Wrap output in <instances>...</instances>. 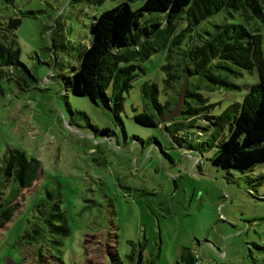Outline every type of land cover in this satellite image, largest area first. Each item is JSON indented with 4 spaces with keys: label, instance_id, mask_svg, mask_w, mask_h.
<instances>
[{
    "label": "rangeland",
    "instance_id": "374dc122",
    "mask_svg": "<svg viewBox=\"0 0 264 264\" xmlns=\"http://www.w3.org/2000/svg\"><path fill=\"white\" fill-rule=\"evenodd\" d=\"M118 1L0 0V25L17 9L33 11L13 27L20 63L0 71V157L10 147L38 161L36 179L0 227V264H56L58 257L64 264H136L138 256L140 264H176L184 246L195 264H264V160L244 170L213 164L215 142L227 130L214 129L205 116L239 103L257 79L255 67L214 57L209 68L222 82L187 74L194 110L151 126L133 119L135 111L151 110L140 92L143 80L157 84L160 102L166 93L176 97L162 87L160 65L191 67L186 40L193 47L216 23L237 19L264 31V2L258 14L218 10L152 52L122 91L116 117L64 81L89 42L93 16ZM126 1L131 8L142 2ZM149 16L161 13L144 11ZM57 192L66 233L49 214Z\"/></svg>",
    "mask_w": 264,
    "mask_h": 264
},
{
    "label": "trees",
    "instance_id": "16d2710c",
    "mask_svg": "<svg viewBox=\"0 0 264 264\" xmlns=\"http://www.w3.org/2000/svg\"><path fill=\"white\" fill-rule=\"evenodd\" d=\"M263 2L264 0H142L138 7L131 8L126 0H120L93 16L89 42L79 50L77 65L72 66L64 85L74 94L87 95L93 101L100 99L118 117L122 91L130 86L138 70L142 69L141 62L152 52L177 43L183 37L184 30H189L191 25L218 10L225 9L230 16H237L238 9L243 14H258L261 12L260 3ZM144 11H156L161 13V17H142ZM17 12V16L9 17L0 25V71L20 63L13 27L20 22L21 15L32 14L33 11L17 9ZM181 18L186 20L184 26L179 24ZM215 26L218 29L212 33L207 32L208 36L200 43L193 44V47L186 40L184 55L193 59L191 67L170 60L160 65L163 72L161 84L164 89L168 88L176 95L184 74L196 72L222 82V78L209 68L214 57L243 68L255 67L257 79L249 85L239 103H229L217 115H205L214 129L218 126L226 127L227 130L226 135L223 134L215 142L218 148L211 156V162L220 167L244 170L264 160V31L257 28L250 30L238 23V19L216 23ZM107 87L110 88L109 93L106 92ZM158 89L153 81L143 80L140 83L141 95L149 102L151 110L135 111V121L150 126L164 122L158 119V115L171 108L176 97L169 100L166 93V97L160 102ZM193 94L195 93L185 87L182 112L195 109L189 107L186 99V95ZM110 100H113L112 107L109 106ZM37 171V159L27 157L16 148L8 147L0 157V227L8 221L18 205L14 199L22 189L33 183ZM10 181L15 185L14 189L9 188L8 194L13 193L5 199L3 191ZM58 203L57 192L51 205L56 211L49 214L57 216L58 223L53 225L59 228L60 233H66V221ZM45 220L50 222V219ZM186 262L195 264L196 260L193 251L184 246L176 264ZM56 264L64 263L58 257ZM136 264H140L139 256Z\"/></svg>",
    "mask_w": 264,
    "mask_h": 264
},
{
    "label": "water",
    "instance_id": "95a60500",
    "mask_svg": "<svg viewBox=\"0 0 264 264\" xmlns=\"http://www.w3.org/2000/svg\"><path fill=\"white\" fill-rule=\"evenodd\" d=\"M186 81H187V74H185L184 77L182 78L180 88L176 94V99L173 102L171 108L165 111V113L158 115V119L160 121H164V122L169 121L171 118L181 113V106L184 100V91L186 87Z\"/></svg>",
    "mask_w": 264,
    "mask_h": 264
},
{
    "label": "crops",
    "instance_id": "0c3cea01",
    "mask_svg": "<svg viewBox=\"0 0 264 264\" xmlns=\"http://www.w3.org/2000/svg\"><path fill=\"white\" fill-rule=\"evenodd\" d=\"M187 247V246H186ZM189 248V247H188ZM190 249V248H189ZM191 250V249H190ZM192 251V250H191Z\"/></svg>",
    "mask_w": 264,
    "mask_h": 264
}]
</instances>
